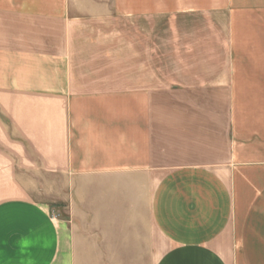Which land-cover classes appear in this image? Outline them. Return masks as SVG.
<instances>
[{
  "label": "crops",
  "instance_id": "0c3cea01",
  "mask_svg": "<svg viewBox=\"0 0 264 264\" xmlns=\"http://www.w3.org/2000/svg\"><path fill=\"white\" fill-rule=\"evenodd\" d=\"M0 264H264V0H0Z\"/></svg>",
  "mask_w": 264,
  "mask_h": 264
},
{
  "label": "rangeland",
  "instance_id": "374dc122",
  "mask_svg": "<svg viewBox=\"0 0 264 264\" xmlns=\"http://www.w3.org/2000/svg\"><path fill=\"white\" fill-rule=\"evenodd\" d=\"M214 98H217V101H218V105H220V107L221 106H224L225 107V105H224V101H225V96H217V97H214ZM209 97H203L201 100V103L203 104V105H205V104H208V101H209ZM221 103H223V105L221 104ZM224 113V112H223ZM222 110L221 109H219V116L220 117H222ZM225 114V113H224ZM222 122V121H221ZM219 135H221V137H220V145H221V151H222V153H221V155L222 156H225V154H224V150H225V145H224V142H225V140L229 137V135H228V133H227V130L225 131V134H223V132L221 131L220 132V134Z\"/></svg>",
  "mask_w": 264,
  "mask_h": 264
}]
</instances>
